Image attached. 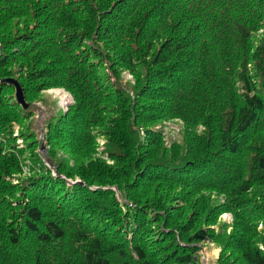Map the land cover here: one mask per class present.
I'll return each instance as SVG.
<instances>
[{"label":"trees","instance_id":"1","mask_svg":"<svg viewBox=\"0 0 264 264\" xmlns=\"http://www.w3.org/2000/svg\"><path fill=\"white\" fill-rule=\"evenodd\" d=\"M205 240L264 264V0H0V264H204Z\"/></svg>","mask_w":264,"mask_h":264},{"label":"rangeland","instance_id":"2","mask_svg":"<svg viewBox=\"0 0 264 264\" xmlns=\"http://www.w3.org/2000/svg\"><path fill=\"white\" fill-rule=\"evenodd\" d=\"M70 102V97L62 90H50L42 94V100L35 104L34 113L36 117L34 118L33 128L35 129L38 136L41 135V131L54 113L58 112L60 109H65ZM180 126L177 122H172L164 126V132L166 135V140L169 142L173 139L180 138ZM227 219V215H224ZM219 249L214 246V244L209 243L205 240V246L201 250L202 259L204 264H214Z\"/></svg>","mask_w":264,"mask_h":264},{"label":"water","instance_id":"3","mask_svg":"<svg viewBox=\"0 0 264 264\" xmlns=\"http://www.w3.org/2000/svg\"><path fill=\"white\" fill-rule=\"evenodd\" d=\"M8 82L11 83L15 87V96H16L17 102L20 105L25 107L24 95H23V92H22L19 84L15 81H11V80H9Z\"/></svg>","mask_w":264,"mask_h":264}]
</instances>
